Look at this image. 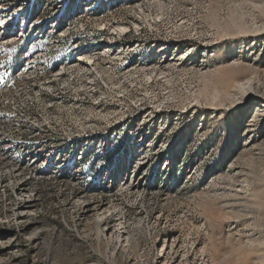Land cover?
I'll use <instances>...</instances> for the list:
<instances>
[{"label": "rangeland", "instance_id": "374dc122", "mask_svg": "<svg viewBox=\"0 0 264 264\" xmlns=\"http://www.w3.org/2000/svg\"><path fill=\"white\" fill-rule=\"evenodd\" d=\"M230 15L259 26L264 0H0L8 31L35 20L43 37L33 29L0 38V108L51 125L34 135L28 124L3 130L7 151L27 145L29 159L20 154L18 168L0 150V242L18 246L0 249V264H264V116L248 133L256 109L246 98L207 110L194 100L202 86L191 69L233 60L244 70L232 77L258 72L264 94V31L220 35L213 19ZM117 24L130 32L119 44L110 35ZM90 48L97 61L82 69L75 60L93 56ZM114 48L122 54L113 61ZM166 60L158 73L152 63ZM33 159L39 176L30 178ZM126 180L146 189L141 202L121 187ZM19 188L33 206L26 226L15 220ZM80 193L111 202L127 246L104 252L95 226L77 218ZM25 228L38 240L28 242ZM173 238L178 255L159 257Z\"/></svg>", "mask_w": 264, "mask_h": 264}, {"label": "bare ground", "instance_id": "6f19581e", "mask_svg": "<svg viewBox=\"0 0 264 264\" xmlns=\"http://www.w3.org/2000/svg\"><path fill=\"white\" fill-rule=\"evenodd\" d=\"M140 11H142V10H140ZM5 24L6 23L4 22V18H0V38L5 36V35H10V37H15L16 39L21 40L22 38L25 37V34H29L31 30H33V29H36L37 31L39 30V26L36 24L35 20H32L31 24H27L28 30L23 31L22 33L20 32L19 34H18V32L15 33V31H14L15 27L10 28V30L8 31L5 28ZM133 24H134L135 29H137L138 25H136L135 23H133ZM72 25H73V23H70V21L67 22L66 26L63 29V30H65L63 32L65 33L67 31V33L61 35L60 36L61 38H65L68 34L71 33L69 31L71 30L70 27ZM213 25L219 30L220 35H224V36H231L232 35V37L233 36L234 37L242 36V35H245L248 33L257 34V33L264 31V23H261L258 26L257 22H255V20H251L250 22H246L244 19V15L239 16V17H235V16L231 17V15H230V18H228L227 20H220V19L214 18L213 19ZM112 29H113V33H111L110 35L113 36L112 39H115L113 41L115 43L117 42L118 44L124 42L125 41L124 38H126L128 36V34L130 33L127 30V26L125 24H117ZM101 30H104V29H101ZM105 30H106V28H105ZM115 32H117L118 37L116 36ZM38 35H39V37H37V38H39V39L43 38L40 31H38ZM113 41H112V43H114ZM96 44L97 43H94L93 45H96ZM99 46H101V45H99ZM89 51L93 52L94 55L92 56L89 54V57L86 58V61L85 60L82 61V59H80V58H77L75 60V62H77L78 67H80L82 69L83 68L84 69L89 68L90 66H92L93 62L97 61V59H94V58L97 55V54H95V53H97L96 51H99V49L93 50L90 48ZM104 53H106V52L104 51ZM121 54L122 53L120 51H118L117 49L114 48V49H112L111 53L107 52V58L113 59V61H114V60H117L118 58H121ZM190 56H192V50L189 48L184 53H182L181 59L186 58V60H188ZM206 57H207V55H205L203 53L201 58L205 59ZM171 63H172L171 60L170 61L166 60L162 63L154 62L152 64L154 66H156V71L158 73H162L164 70L163 67L164 66L166 67V65H169ZM185 63H186V61H183L181 65L183 66ZM136 67H138V66H136ZM146 67H149V66L147 64L146 65H139V68H146ZM150 67H152V65ZM124 68H125L124 70H128V69L134 68V66L128 67L127 65H125ZM248 69H250V68H248ZM191 70L193 71L192 74L196 75L199 78V81H200L201 86H202L201 87L202 89L199 90V92L197 93V97L194 99V100H196L197 105H199V104L201 105V103H204L205 109L207 110V109L216 107V105L218 107H220L222 105H225L226 102L228 104L237 103V102L241 101L243 98H246V102L249 103L248 105L253 106L256 109L255 117L253 116L254 119L251 120L252 124L249 126V128L247 130L248 133H250L252 127L256 126V124H254V123H257V122L263 120V116H264V113H263V111H264V94H262V92L259 91V89L261 90V87H258V85H257V83H259L258 79H257V77H258L257 75L259 74L258 72H257L258 74L253 72L251 77H248L245 79L233 78L232 74H235V73H238V72L244 70L241 63L236 62V60L235 61L233 60L231 63H228V64H226V65H224L218 69H215L213 71L201 72L199 69H195L194 67ZM154 72H155V70H154ZM127 73H129V71H127ZM129 75H130V73H129ZM51 78L60 79V78H62V74L56 72V73H54V75ZM259 78H260V76H259ZM262 88H263V86H262ZM5 92H6L5 89H2V88L0 89V102H3V101H1V98H2L3 93H5ZM263 93H264V91H263ZM2 99H5V98H2ZM43 122L44 123H40L36 119L32 120L30 118H27L26 115L24 116L22 114H18L17 112H13V111L8 110V109H1L0 108V146H1L0 148H3V146H5L4 147L5 149L3 148L0 150H2L3 155L5 157H7L10 161H12L16 167H18L19 164H21V161L23 160V158L20 154H22L23 157L29 159L28 155L24 156V154H23L29 148L27 145H23V144L18 145L17 150L20 151L19 155H16V152L10 151L11 148L7 151V148H6L7 145L4 142V137H3L4 136L3 130L6 128V126H11V128L17 129L21 126L25 127V124H28V125L36 128L34 131H32V133H30L31 135H34L35 133H41L42 131L43 132L44 131L50 132L49 131L51 129L50 123L45 122V121H43ZM9 145L11 146V143ZM51 147L52 146H50V148ZM79 152L82 155V152L81 151H79ZM144 154H145V150H144L143 155ZM79 158H81V157H79ZM145 160H147V158L145 159V157H144L142 159V157H141V159H140V157H139V158H137V160H135L136 161L135 163L137 164L139 161H141L140 163L146 164ZM42 162L43 161H41V165H38V168H41L43 164L45 167L47 166L46 163H42ZM35 163L36 162L33 159L31 162H29L30 165L28 167H26L27 171L29 172L27 174L30 178H34V177L39 176V174H37L35 172V170H36ZM20 167H18V168H20ZM23 169H25V168H23ZM20 172H21L20 169L15 171V173H20ZM76 176L77 175L74 174L71 177L72 178L71 183L74 184V182H76ZM234 176H235V174H234ZM236 181H237V179H236ZM120 185L122 188H126V190L133 195V196L131 195V197L133 198V200L135 202H141L144 199L142 191H145L146 189H144V187H142L141 184L137 187L134 185H130V182L126 180V182L121 183ZM239 188L240 189L238 191L245 190V187H243V186H240ZM25 194H24V189L19 188L18 198L16 199L17 203L15 204V208H14V213L16 215V217H15L16 222L20 225L24 224L26 226L27 220L33 216V206L30 205L29 203H27V201L22 202L23 199L21 197H22V195L25 196ZM75 202L77 203V206H78V215H77L78 220L82 221L83 223H91L95 226L96 240L102 241L104 243V245L106 247L104 252H106L107 250L110 251V247H112L113 250H115L116 249L115 247H117V246L122 247V245H124V244L127 246V244L130 243V238H129V235L127 234L128 232L127 233L121 232L122 229H119V226H117V224L120 220H118L117 222L111 221V219L113 217H116L114 214L115 213L114 211H113L114 213L110 212L111 209L109 207V204L111 202H106V203L103 202L102 203L101 201H98L97 199L93 200L91 198H86L84 196V194H82V193H80L77 196ZM145 220H146V218L144 219L143 225L145 223ZM26 230H28V228H25V231ZM39 235H40V231L28 230V233L26 234V237H27L26 240L28 242L33 243L34 241L38 240ZM0 244H1L0 245L1 252H10L11 253L12 248H14V249L18 248V246L15 245V241H13L12 238H8V239H6V241H1ZM166 253L167 254L172 253L173 256L178 255V251L176 250V239L175 238H173L172 240H166L165 239V241L163 242L161 253H160L159 257H164ZM157 259L159 260L160 258H157ZM172 264H174V262Z\"/></svg>", "mask_w": 264, "mask_h": 264}]
</instances>
